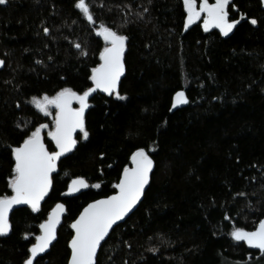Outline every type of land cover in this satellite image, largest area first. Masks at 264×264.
Wrapping results in <instances>:
<instances>
[{
    "label": "trees",
    "instance_id": "obj_1",
    "mask_svg": "<svg viewBox=\"0 0 264 264\" xmlns=\"http://www.w3.org/2000/svg\"><path fill=\"white\" fill-rule=\"evenodd\" d=\"M86 2L95 24L75 0L0 5V196L12 195L11 148L39 125L51 124L31 104L33 97L55 96L64 88L82 94L92 87L91 70L105 47L96 34L101 24L128 37L119 89L126 99L92 97L85 115L88 138L79 134L73 153L60 161L39 211L23 207L12 213L10 233L0 236V264H24L40 225L59 202L67 208L64 224L37 262L67 264L72 223L86 205L116 192L113 186L140 148L155 162L151 184L138 209L102 245L97 264H264V253L231 236L237 227L253 231L264 220L260 0H230L229 19L239 23L228 36L205 31L202 21L185 28L183 0ZM181 90L188 103L173 111ZM77 178L89 186L70 197L68 187Z\"/></svg>",
    "mask_w": 264,
    "mask_h": 264
},
{
    "label": "snow or ice",
    "instance_id": "obj_2",
    "mask_svg": "<svg viewBox=\"0 0 264 264\" xmlns=\"http://www.w3.org/2000/svg\"><path fill=\"white\" fill-rule=\"evenodd\" d=\"M7 2L8 0H0V5L7 4ZM229 3L230 0H214L212 3L209 0H200L197 6V0H183V7L187 13L185 28L199 20L203 14L205 31L217 28L224 36H228L239 23V20L229 19ZM75 7L90 24L96 23L90 4L86 0H75ZM250 23L256 25L258 21L252 18ZM49 31L48 28L44 29L46 34ZM96 34L103 38L105 47L99 57L101 63L91 70L90 79L93 86L82 94L71 88H64L55 96L45 95L42 99L33 97L32 102L45 116L52 115L51 107L57 110L54 130L47 133L54 142L56 150L49 151L44 143L42 130L48 127L47 124L39 125L23 140L22 144L11 148L14 169L13 175L8 180V186L12 195L0 196V236L7 235L11 231L9 213L14 205L27 204L33 211H39L41 200L52 187V173L57 169V162L77 143L73 133L79 129L83 138H88L84 113L89 106V96L100 90L109 96L115 95L118 99H126L120 95L118 86L125 70L124 52L128 37L118 34L117 31L104 24L100 25ZM75 47L81 51V55H88L79 43H76ZM3 64L4 61L0 60V66ZM73 101L79 104L78 108L72 107ZM187 103L188 98L185 92L177 91L172 107ZM130 159L132 166H126L123 169L119 182L113 186L118 191L88 204L79 218L72 223L71 228L74 230V235L69 242L71 254L68 264H97V252L101 248V242L108 237L113 225L123 220L144 195L145 186L149 184L150 173L153 170V159L143 148L133 152ZM88 186L84 178H77L72 180L68 191L69 193L78 192ZM93 187L99 188L100 185L95 184ZM238 195L245 194L239 193ZM64 207L63 204H57L48 220L40 225L42 234L36 237L37 242L29 249L30 255L24 260V264H34V262L38 264L37 257L44 253L56 239V228ZM231 236L235 241L246 242L248 246L264 253V220H261L253 231L237 227L231 232Z\"/></svg>",
    "mask_w": 264,
    "mask_h": 264
},
{
    "label": "water",
    "instance_id": "obj_3",
    "mask_svg": "<svg viewBox=\"0 0 264 264\" xmlns=\"http://www.w3.org/2000/svg\"><path fill=\"white\" fill-rule=\"evenodd\" d=\"M260 2H261V5H262V9H263V11H264V0H260ZM125 52H126V48H125ZM125 52H124V56H125ZM100 63H101V61H100ZM124 73H123V75L121 76V78H120V82H119V86H118V91H119V89H120V84H121V81H122V79H123V77H124V75H125V71H126V68H125V64H124ZM93 86V85H92ZM96 94H100V95H103V96H106V97H113L114 95H112V96H109L107 93H104V92H102V91H100V90H97L96 92H94V93H92L90 96H89V100H88V105H90V101H91V99H92V97L94 96V95H96ZM181 105H183V104H180V105H177V107H179V106H181ZM72 107L73 108H78L79 107V104L76 102V101H73V103H72ZM177 107H175V108H177ZM175 108H173V110H175ZM88 109H89V106H88V108L85 110V113H84V124H85V115H86V113H87V111H88ZM79 134H81V131L79 130V129H77L74 133H73V136H74V139L77 141V136L79 135ZM42 136H43V139H44V143H45V145L47 146V144H46V139H45V135H44V133L42 132ZM48 141L53 145V149L54 150H56L55 149V144H54V142L53 141H51V138H48ZM76 146H77V143H76V145H75V147L70 151V152H67V153H65L64 155H62L61 157H60V159H59V161L57 162V169H56V171L55 172H53L52 173V179H53V176L58 172V167H59V162L62 160V159H64L65 157H67L68 155H70L71 153H73V151L75 150V148H76ZM47 148H48V146H47ZM49 150V149H48ZM53 150V151H54ZM50 151V150H49ZM154 162V161H153ZM154 169H155V163H154V166H153V170H152V172L150 173V180H149V184L148 185H146L145 186V191H144V195H145V192L147 191V189L149 188V186H150V184H151V180H152V175H153V172H154ZM123 173V172H122ZM121 176H122V174H121ZM121 176H120V178H121ZM120 180V179H119ZM71 185V184H70ZM69 185V186H70ZM52 188V187H51ZM51 188L49 189V191H48V193H47V195L43 198V200H41V202H40V207H39V209L43 206V204L46 202V200H47V198L49 197V194H50V191H51ZM69 188V187H68ZM86 190V188H82V189H80V191H78V192H72V193H69V191H68V196H70V197H78L79 195H81L84 191ZM118 190L116 189V192H117ZM115 192V193H116ZM114 193V194H115ZM113 195V194H112ZM144 195L141 197V199H140V201L137 203V205L124 217V219L123 220H121V221H118L117 222V224H115V225H113V229L112 230H110V232H109V235L111 234V232L118 226V225H120V224H122V223H124L137 209H138V207L140 206V204H141V202H142V200H143V198H144ZM103 199V198H102ZM92 203V202H91ZM57 204H63L62 202H59V203H57ZM56 204V205H57ZM90 204V203H89ZM56 205L50 210V212H49V214H48V216H47V218H46V220L45 221H47L48 220V218H49V216L51 215V213H52V211L55 209V207H56ZM64 205V204H63ZM65 206V205H64ZM88 205H86L85 207H87ZM23 207H28V208H30L31 210H32V208H31V206L30 205H27V204H20V205H14L13 206V209H12V211L9 213V221H10V217H11V215H12V213L15 211V210H17V209H19V208H23ZM84 207V208H85ZM84 208H83V210H84ZM83 210L81 211V213L83 212ZM80 213V214H81ZM80 214H79V216H80ZM66 215H67V208H66V206L64 207V211L60 214V222H59V224L57 225V228H56V239L54 240V241H52V243H51V245L49 246V248L44 252V253H41L38 257H37V261L40 259V258H43V257H45L50 251H51V249H52V247L54 246V244L56 243V241H57V239H58V232H59V229L62 227V225L64 224V220H65V217H66ZM79 216L77 217V219L79 218ZM44 221V222H45ZM43 222V223H44ZM42 223V224H43ZM74 231V230H73ZM10 233V232H9ZM8 233V234H9ZM42 234V230H41V228H40V233H39V235L38 236H40ZM109 235H108V237H109ZM37 237V236H36ZM108 237H106L105 238V241L108 239ZM105 241H102L101 242V247H102V245L105 243ZM37 241H36V238H35V241H34V243H36ZM33 243V244H34ZM32 246V245H31ZM31 246H30V248H31ZM29 248V249H30ZM99 251H100V249H98V252H97V257H98V254H99ZM70 254H71V250H70ZM29 255H30V252H29ZM70 258V257H69ZM34 264H35V262H34ZM68 264V263H67Z\"/></svg>",
    "mask_w": 264,
    "mask_h": 264
},
{
    "label": "rangeland",
    "instance_id": "obj_4",
    "mask_svg": "<svg viewBox=\"0 0 264 264\" xmlns=\"http://www.w3.org/2000/svg\"><path fill=\"white\" fill-rule=\"evenodd\" d=\"M203 19H204V16H203V14H202V15H201V18H200L199 20H197V21H202V23H203ZM210 29H213V28H210ZM210 29H209V30H210ZM42 98H43V97H41V99H42ZM32 101H33V99H32ZM32 101H31V104L36 108L35 104H34ZM36 110L39 111L42 115H44V113L41 112L39 109L36 108ZM50 110H51V112H52V115H49V116H45V115H44V116H45V117H48V118L50 119L51 124H47L48 127L42 130V132L45 134V136H46L47 138H50V137L47 135V133H48L49 131H51V130H54V119H55V114H56V111H57L54 107H51ZM81 137L83 138V134H82V132H81ZM83 139H84V138H83Z\"/></svg>",
    "mask_w": 264,
    "mask_h": 264
},
{
    "label": "bare ground",
    "instance_id": "obj_5",
    "mask_svg": "<svg viewBox=\"0 0 264 264\" xmlns=\"http://www.w3.org/2000/svg\"><path fill=\"white\" fill-rule=\"evenodd\" d=\"M213 29H217V28H213ZM219 30V29H218ZM220 31V30H219ZM127 46V45H126ZM1 67V66H0ZM115 96V95H114ZM184 105V104H183ZM183 105H181V106H183ZM181 106H179V107H181ZM179 107H177V108H179ZM177 108H175V110L177 109ZM175 110H173V111H175ZM45 135V134H44ZM45 138L48 140V138L45 136ZM154 161V160H153ZM60 163V162H59ZM58 163V164H59ZM155 163V162H154ZM132 166V165H131ZM58 169H59V167H58ZM71 184V183H70ZM87 189V188H86ZM8 235V234H7ZM39 235V234H38ZM37 235V236H38Z\"/></svg>",
    "mask_w": 264,
    "mask_h": 264
}]
</instances>
